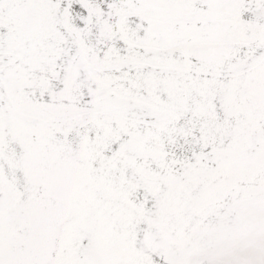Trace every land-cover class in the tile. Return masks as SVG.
Instances as JSON below:
<instances>
[{"label": "snow or ice", "instance_id": "1", "mask_svg": "<svg viewBox=\"0 0 264 264\" xmlns=\"http://www.w3.org/2000/svg\"><path fill=\"white\" fill-rule=\"evenodd\" d=\"M0 264H264V0H0Z\"/></svg>", "mask_w": 264, "mask_h": 264}]
</instances>
